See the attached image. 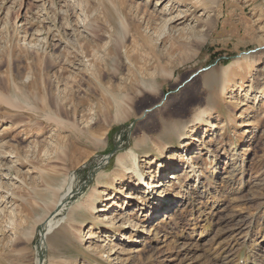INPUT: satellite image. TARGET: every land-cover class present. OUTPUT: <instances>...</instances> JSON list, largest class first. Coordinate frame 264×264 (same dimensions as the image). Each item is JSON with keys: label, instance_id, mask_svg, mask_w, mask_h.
<instances>
[{"label": "rangeland", "instance_id": "374dc122", "mask_svg": "<svg viewBox=\"0 0 264 264\" xmlns=\"http://www.w3.org/2000/svg\"><path fill=\"white\" fill-rule=\"evenodd\" d=\"M263 46L262 0H0V264H264Z\"/></svg>", "mask_w": 264, "mask_h": 264}, {"label": "bare ground", "instance_id": "6f19581e", "mask_svg": "<svg viewBox=\"0 0 264 264\" xmlns=\"http://www.w3.org/2000/svg\"><path fill=\"white\" fill-rule=\"evenodd\" d=\"M151 16V15H150ZM149 20H151L150 18H148ZM181 19H185V16L184 17H175V18H172V19H170V22L171 23H173V22H176V21H178V20H181ZM214 82V77H213V75L212 74H207L206 76H205V79H204V83L205 84H207V85H210L211 83H213ZM260 92V91H259ZM209 109V108H208ZM191 141H193V142H196L197 141V138H196V135H191ZM182 158H184V159H186L187 161L189 160L188 159V156H186V157H182ZM177 159V158H176ZM194 159H197V157H195ZM104 160H105V158H104ZM179 160H180V158H179ZM118 162L120 163V160H118ZM171 164H172V162H171ZM170 164V165H171ZM162 166V165H161ZM171 166H173V164L171 165ZM133 167L134 168H132V172L134 173V176H136V179L135 180H138L137 181V184H139V185H142L141 187L143 188V190H145V189H150V188H160V187H163L164 186V182L163 183H158L156 186H153V187H151L149 184H146V181L144 180L143 182L141 181V179H142V177H143V174L139 171V168H138V170H137V167H138V165H137V162H136V159L135 158H133ZM164 167H161V169H160V171L163 169ZM128 173H130V172H126V174H128ZM229 174V173H228ZM231 175H233V174H231ZM180 176H182V174H180ZM222 179H221V181H223L224 183H226L228 180H229V176H227V175H225V176H223V177H221ZM75 179H76V177H70V179H69V184H68V189H66V191L62 194V195H60L59 197H58V201L56 202V204H55V207H54V210L50 213V215H48L47 216V219L42 223V225L40 226L41 227V230L42 231H40V236H41V238H43V236L45 235V234H47L48 232H49V229L52 227V222H53V220H52V217L54 216V215H56V214H58V212H61L62 210H63V208L66 206V204L69 202V200L68 199H70L72 196H75L76 194H77V192H79V189L81 188V185L79 184V181L78 180H76V182L74 183V181H75ZM171 180H176L177 179V176L175 175V173H172V176H171V178H170ZM161 181V180H160ZM185 181H189V180H185ZM166 185H167V183H166ZM146 186V188H144ZM152 191H154V189H152L151 190V192H150V194L152 193ZM196 192V191H195ZM203 192V191H202ZM149 192H143L142 194H136L137 196H136V198L134 199L137 203H139V201H141V203L140 204H142V202H144L145 201V199L146 198H148V197H150L149 195L150 194H148ZM199 192H197V193H195V195L197 196V197H199L200 198V196L202 195V194H198ZM157 196H160V195H157ZM114 198H115V196H113L112 194L109 196V195H106L105 196V199L102 201V202H108V201H112V200H114ZM128 198H130V195L129 194H127L126 195V197H125V199H128ZM68 200V201H67ZM148 200H149V198H148ZM154 200H156V199H153L152 198V196L150 197V200H149V202L152 204V202L154 201ZM67 201V202H66ZM64 202V203H63ZM90 203H89V205H88V210H89V212L91 213V214H93V215H98V213H105L106 212V210L105 209H101V208H98L97 206H96V203L94 202V199H90V201H89ZM61 203V205L60 206H62V208L61 209H57L58 208V206H59V204ZM63 203V204H62ZM153 203H155V202H153ZM153 205V204H152ZM155 205V204H154ZM164 204H161L160 205V203L158 204V206L159 207H162ZM116 206V208H120V211L122 210V206L121 205H119V204H117V205H115ZM151 208V207H150ZM141 209H144V207L143 206H141ZM144 212V211H143ZM118 218H120V220H122V213L120 214V213H118L117 215H116ZM104 219H106V217H104L103 218V220ZM119 220V219H118ZM154 231H155V229H149V232L147 233V234H154ZM89 238H93V237H89ZM40 251L41 250H39L38 252H37V254L39 255V253H40ZM42 253H45L44 251H43V249H42ZM41 254V253H40ZM43 256V255H42ZM41 261V258L39 259V262ZM38 262V259L36 260V264H38L37 263ZM41 263H42V261H41Z\"/></svg>", "mask_w": 264, "mask_h": 264}, {"label": "water", "instance_id": "95a60500", "mask_svg": "<svg viewBox=\"0 0 264 264\" xmlns=\"http://www.w3.org/2000/svg\"><path fill=\"white\" fill-rule=\"evenodd\" d=\"M262 2L264 3V0H262ZM262 49H264V46L261 47V48H257V49H255V50H252V51H249V52L243 53V54H245V55H247V54H251V53H254V52L259 51V50H262ZM207 69H208V68L204 69L203 71H205V70H207ZM198 72H200V71H198ZM192 77H193V76H191L189 79H187L186 81H184L182 85H184L185 83H187L188 81H190ZM182 85H181V86H182ZM181 86H179L178 88H180ZM135 123H136V120L132 121L131 124L127 127V130H124V131H125L126 133H129L130 130L132 129L133 125H134ZM119 149H120L119 144L116 143V144L114 145V147H113V149H112V151H111L110 153H108L107 155L103 156L101 159L96 160V161H97V166L92 167V168L89 170L88 175H87V177H86V180H85L83 183H81V190H82L83 188H85V187L88 186V184H89L90 181L92 180L94 174H95V173H96V172H97V171L103 166V162H102V160L105 158V160L108 161V159H109L111 156H113V155H114ZM81 190H80V191H81ZM77 194H78V193H77ZM77 194H76V195H77ZM68 200H70V199H68ZM68 200H67V201H68ZM67 201H66V202H67ZM63 203H64V202H63ZM63 203H62V204H63ZM60 205H61V203L59 204V206H58V208H57L58 210L62 208V206H60ZM38 264H41V261H40Z\"/></svg>", "mask_w": 264, "mask_h": 264}]
</instances>
